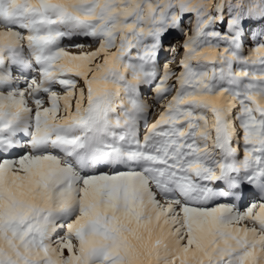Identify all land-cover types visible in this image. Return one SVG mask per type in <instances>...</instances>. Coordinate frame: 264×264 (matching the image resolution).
I'll return each mask as SVG.
<instances>
[{
	"label": "snow or ice",
	"instance_id": "6c2138e0",
	"mask_svg": "<svg viewBox=\"0 0 264 264\" xmlns=\"http://www.w3.org/2000/svg\"><path fill=\"white\" fill-rule=\"evenodd\" d=\"M0 264H264V0H0Z\"/></svg>",
	"mask_w": 264,
	"mask_h": 264
},
{
	"label": "rangeland",
	"instance_id": "374dc122",
	"mask_svg": "<svg viewBox=\"0 0 264 264\" xmlns=\"http://www.w3.org/2000/svg\"><path fill=\"white\" fill-rule=\"evenodd\" d=\"M182 39H183L182 37L176 36L174 39L171 40V43L174 44V45H178L179 42L182 41ZM85 50L86 51H90L92 49L91 48H87ZM77 51L78 50L70 51V52L76 53ZM173 55H174L173 53L161 54V63H163L165 59L172 60ZM176 59L178 60L179 58L177 57ZM172 67L176 68V62L175 61H173ZM143 93H144V95H143L142 98L145 99V100H148L149 99V89L145 88V91ZM154 119H155V116H153L149 122L151 123L152 120H154ZM142 131H143V129H142ZM62 234H63V232L60 233V235H62Z\"/></svg>",
	"mask_w": 264,
	"mask_h": 264
},
{
	"label": "bare ground",
	"instance_id": "6f19581e",
	"mask_svg": "<svg viewBox=\"0 0 264 264\" xmlns=\"http://www.w3.org/2000/svg\"><path fill=\"white\" fill-rule=\"evenodd\" d=\"M74 42H75V43H84V44L91 43V41H89V40H82V39H79V38H77ZM66 43H67V42H66ZM68 50H69V51H76V50H78V49H75V48H69ZM22 87H23V86H22Z\"/></svg>",
	"mask_w": 264,
	"mask_h": 264
}]
</instances>
